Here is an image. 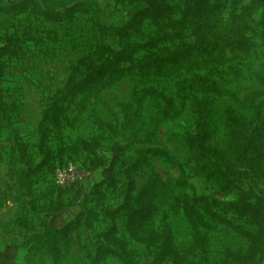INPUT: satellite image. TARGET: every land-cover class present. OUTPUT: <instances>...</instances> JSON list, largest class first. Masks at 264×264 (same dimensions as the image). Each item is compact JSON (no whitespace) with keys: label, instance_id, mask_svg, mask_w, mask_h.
Wrapping results in <instances>:
<instances>
[{"label":"rangeland","instance_id":"obj_1","mask_svg":"<svg viewBox=\"0 0 264 264\" xmlns=\"http://www.w3.org/2000/svg\"><path fill=\"white\" fill-rule=\"evenodd\" d=\"M95 1L101 8V22L110 29L125 24L138 8L117 0ZM226 1L225 17L231 3H237L239 9L250 0ZM183 3L184 0H176L179 17ZM262 14L259 9L247 19L250 26L248 51L234 53L221 65L206 63L175 73H153L141 67L145 64L146 53L139 52L131 71L107 86L85 88L80 92H76L73 84L81 77H75L73 81L72 72L96 43L95 32L86 15L64 23L46 22L28 14L0 15V34L14 33L17 41L14 45L18 50L16 56L4 57L0 78V264H53L41 237L44 230L61 226L83 206L98 211L95 199L99 194H92V190L101 181L104 182L99 187V192L104 195L103 206L113 208L121 204L130 185L126 170L143 147L165 148L178 158L188 187H175L177 194L191 203L193 194L205 196L211 203L217 199L220 205L212 204V209L233 223H240L223 206L233 197L219 196L212 185L195 172L187 156L183 136L191 130L194 120L188 103L180 115L169 118L164 113L165 103L150 89L173 95L179 81L204 76L215 80L230 94L218 96L188 87L189 98L199 96L210 100L220 115L227 106L239 108V98L263 88L259 79L261 75L264 77ZM162 33L157 28L145 26L142 36L136 40L144 41ZM109 42L113 43V37ZM198 43L194 25L190 24L180 39L170 45L184 47ZM256 102L261 106L264 122V94L259 95ZM129 105L131 107L126 109ZM44 115L47 118L42 122ZM41 125L48 131L49 161L30 178L27 189L21 181L27 164L35 166L43 158L39 150ZM92 138L100 144L96 155L75 145L79 140ZM116 145L124 149L118 153V160L109 172L111 149ZM98 161L102 164L94 168ZM67 163L74 166L73 174L66 181L58 182L55 168ZM242 168L251 197L264 200V166L259 165L251 154ZM109 175L114 179L113 185H108ZM152 175H159L173 184L176 178L170 166L151 157L133 174L134 198ZM48 205H61L64 210L54 213L47 208ZM195 206L202 210L199 205ZM201 216L205 221L203 225L195 220L203 243L190 257L195 262L193 264H226L227 250L243 252L246 249V240L232 227L204 214ZM191 219V214L180 209L169 211L166 220L177 244L186 245L192 239L195 230ZM112 226L116 237L126 241L133 264H173L171 258L161 263L155 261L160 243L132 240L123 215L113 220L99 216L90 228L72 233L60 247V264H125L110 256L103 261L95 260L100 243L118 248L113 240L102 236ZM245 227L254 231L252 226ZM251 264H264V255L258 256Z\"/></svg>","mask_w":264,"mask_h":264},{"label":"trees","instance_id":"obj_2","mask_svg":"<svg viewBox=\"0 0 264 264\" xmlns=\"http://www.w3.org/2000/svg\"><path fill=\"white\" fill-rule=\"evenodd\" d=\"M117 1L136 5L138 8L125 24L115 29H110L101 22V8L95 0H0V15L28 14L51 23L71 22L79 15L88 17L95 32L96 43L74 66L73 81L75 77H81L73 84L76 92L111 84L132 70L133 60L139 52L146 53L145 64L141 67L153 73H175L206 63L221 65L234 53L248 51L247 33L250 26L247 19L252 12L259 9L263 12L261 34L264 43V0H250L239 9L236 7L237 3H231L227 17L224 16L226 0H184L180 17L176 0ZM190 24L194 25L198 45L171 46V43L180 39L182 32ZM145 26L157 28L163 33L152 35L144 41L136 40L142 36ZM110 37H113V43L109 42ZM14 42H17L14 33L0 34V78L4 68V57L18 54ZM126 64L129 65L125 66ZM259 79L262 89L239 98V108L227 106L221 115L210 100L199 96L188 97V87H196L203 93L218 96L230 94L227 89L208 77L195 76L191 80L179 81L173 95L150 89L165 103L164 113L169 118L180 115L188 103L194 120L191 130L183 136L187 156L195 172L211 184L219 196L233 197L224 202L223 206L240 223H233L212 209V204L220 205L217 199L211 203L207 197L193 194V204L177 194L175 187H188L187 181L183 178V166L178 158L165 148L143 147L137 151V157L126 170L130 185L121 204L113 208L103 206L104 195L99 192V187L104 182L101 181L92 190V194H99L95 199L98 211L83 206L72 219L61 226L44 230L41 237L53 264H60V247L72 233L90 228L99 216L113 220L119 215L126 217L127 232L132 240L150 244L160 243V251L155 257L158 263L168 258L173 259V264L195 263L190 257L196 254L195 251L200 249L203 243V236L196 229L197 221L200 225L205 223L202 214L232 227L247 242L243 252L227 250L226 264H251L258 256H263L264 200H254L251 197L246 188V173L242 168L251 154H254L259 165L264 166V122L261 106L256 102V98L264 94L263 75ZM138 99L139 97L135 101ZM130 107L131 105L126 109ZM46 118L47 115H44L42 122ZM75 145L94 155L100 147L95 138L79 140ZM123 149L121 145L111 149L113 154L108 166L109 172L118 160V153ZM39 150L43 155L41 162L35 166L27 164L21 178L22 185L27 189L30 178L49 161L48 131L43 125L40 127ZM151 157H157L170 166L176 173L175 182L173 184L159 175H152L147 178L134 198L133 174L145 166ZM101 164V161L96 162L94 168ZM113 184L114 179L109 175L108 185ZM195 204L202 210L199 211ZM47 208L54 213H61L64 210V206L61 205H48ZM176 209L192 215L195 233L186 245L175 242L171 226L166 220L169 211ZM243 224L254 227V231ZM102 236L113 240L118 248L100 243L96 248V261H103L110 256L125 264H133L127 243L116 237L114 226L103 232Z\"/></svg>","mask_w":264,"mask_h":264},{"label":"built area","instance_id":"obj_3","mask_svg":"<svg viewBox=\"0 0 264 264\" xmlns=\"http://www.w3.org/2000/svg\"><path fill=\"white\" fill-rule=\"evenodd\" d=\"M74 171V166L71 163H67L63 166H56L55 177L58 182L66 181L70 176H72Z\"/></svg>","mask_w":264,"mask_h":264}]
</instances>
